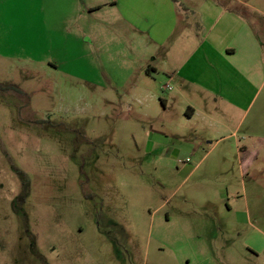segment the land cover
<instances>
[{
  "label": "rangeland",
  "instance_id": "1",
  "mask_svg": "<svg viewBox=\"0 0 264 264\" xmlns=\"http://www.w3.org/2000/svg\"><path fill=\"white\" fill-rule=\"evenodd\" d=\"M216 1L264 45V0ZM70 2L0 0V264H264V73L238 110L200 57L171 82L151 4Z\"/></svg>",
  "mask_w": 264,
  "mask_h": 264
},
{
  "label": "crops",
  "instance_id": "2",
  "mask_svg": "<svg viewBox=\"0 0 264 264\" xmlns=\"http://www.w3.org/2000/svg\"><path fill=\"white\" fill-rule=\"evenodd\" d=\"M144 1L145 4H151V11L162 12L160 14L164 17L163 22L168 27V33L159 35L161 32L159 27L156 36H159L160 39L153 38L157 24L152 26L151 35V32L147 29L140 30L138 28L141 21L139 15H135L134 19L135 21L137 20L136 25L138 26H136L138 28L136 32L140 33V35L135 33L134 35L148 36L149 38L151 36L150 39L159 48L172 41V45L178 44V48L184 45L186 49H190L193 42L191 49L195 50L194 54L190 55L180 68H175L172 71L175 72L172 75L173 77H169L170 75L162 77V74L161 77L168 76L171 82H189L192 77L191 71L198 65L197 58L200 57L202 63L199 73L202 75V90L214 95V97L221 98L233 108L243 109L251 96L256 95L257 92H254V85L257 82H261L264 73V45L257 40V34L250 28L246 18L244 19L238 12L220 5L216 0L201 2L200 10L197 9L196 11L189 7L190 4L183 5L178 0ZM99 3L113 5L116 9L121 5L120 1H117V3L99 1ZM67 4L71 5L70 0H67ZM77 5L73 4L67 18L82 14L80 12L81 8L78 10ZM42 8L48 18L49 16L45 13V3ZM93 10H96V8L91 7L89 9V11ZM131 11L135 10L131 9ZM64 14L65 10L62 12L60 10L52 16L51 20L68 22L69 20H66ZM194 18H197L195 20L196 24H193ZM148 32L150 35H148ZM126 33L128 34V31ZM175 34L179 35L176 39H174ZM224 37L234 38V40L226 46L218 45V43H222ZM206 43L207 45L205 46ZM177 54L170 53V60L177 61ZM180 56L182 55L180 54ZM205 64L207 65L205 66ZM164 70L163 67V73L165 72ZM181 95L182 93H180ZM195 113L209 117L207 113L200 112L198 109H195Z\"/></svg>",
  "mask_w": 264,
  "mask_h": 264
},
{
  "label": "snow or ice",
  "instance_id": "3",
  "mask_svg": "<svg viewBox=\"0 0 264 264\" xmlns=\"http://www.w3.org/2000/svg\"><path fill=\"white\" fill-rule=\"evenodd\" d=\"M18 4H27L29 0H15ZM3 35V10L0 8V38H2Z\"/></svg>",
  "mask_w": 264,
  "mask_h": 264
},
{
  "label": "built area",
  "instance_id": "4",
  "mask_svg": "<svg viewBox=\"0 0 264 264\" xmlns=\"http://www.w3.org/2000/svg\"><path fill=\"white\" fill-rule=\"evenodd\" d=\"M189 159H187V161H188Z\"/></svg>",
  "mask_w": 264,
  "mask_h": 264
},
{
  "label": "trees",
  "instance_id": "5",
  "mask_svg": "<svg viewBox=\"0 0 264 264\" xmlns=\"http://www.w3.org/2000/svg\"><path fill=\"white\" fill-rule=\"evenodd\" d=\"M175 1V0H174Z\"/></svg>",
  "mask_w": 264,
  "mask_h": 264
}]
</instances>
